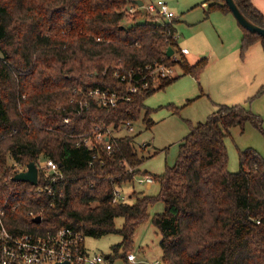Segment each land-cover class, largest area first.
<instances>
[{"label": "trees", "instance_id": "trees-1", "mask_svg": "<svg viewBox=\"0 0 264 264\" xmlns=\"http://www.w3.org/2000/svg\"><path fill=\"white\" fill-rule=\"evenodd\" d=\"M234 2L250 22L264 28V15L252 0ZM204 4L206 17L231 14L225 0ZM133 6L129 0H0V213L8 231L46 236L69 228L85 239L120 235L109 264L118 258L130 264L137 229L150 207L162 202L165 211L152 223L162 238L163 264H264V158L249 148L240 154V170H228L231 130L244 132L248 122L261 128L260 117L250 110L217 105L204 123H190L174 166L153 175L158 195L143 193L133 204L113 198L148 174L140 169L145 158L138 135L118 136L93 149L83 146V139L93 141L96 129L119 134L123 124L138 123L144 113L142 120L151 128L147 99L178 77L150 81L130 102L119 101L113 108L89 100V108L80 112L88 90L124 96L127 85L121 78L132 70L140 79L147 66L163 63L199 79L207 66L206 58L194 64L168 58V49L178 48L173 23L161 26L142 13L131 18L127 14ZM242 29V55L256 44L264 50L263 37ZM262 96L264 86L253 98ZM95 154L100 159H93ZM42 159L57 163L64 175L51 184L52 195L41 171L37 186L13 180L21 173L18 167ZM118 218L124 220L122 228ZM1 250L0 243V260Z\"/></svg>", "mask_w": 264, "mask_h": 264}, {"label": "rangeland", "instance_id": "rangeland-1", "mask_svg": "<svg viewBox=\"0 0 264 264\" xmlns=\"http://www.w3.org/2000/svg\"><path fill=\"white\" fill-rule=\"evenodd\" d=\"M141 1L144 4L163 1L175 15L171 23L176 29L178 48H186L190 52L189 56H181L178 60L186 59L192 64L206 56L208 60L199 79L183 75L181 68L175 67V77L178 79L165 90L158 91L147 99L149 119L154 125L146 128L142 120L144 113L141 121L135 123V133L132 134L138 135L137 147L140 155L145 158L141 171L161 175L167 167L174 166L179 151L178 145L189 134L190 123H204L208 116L217 110V105L243 106L261 120V128L248 122L244 132L239 127L231 130L226 139L229 172L237 173L240 170V154L246 149L252 148L264 158V96L253 98L264 86L262 46L256 44L242 55L243 29L230 13L212 12L206 17L207 6L204 3L207 0ZM233 29H238V34H234ZM189 101L191 103H188ZM124 135L131 134L126 131L118 134ZM119 193L126 198L125 202L133 204L137 196L140 197L143 193L157 196L159 185L156 182L151 186L139 185L135 179L133 183L123 186ZM132 193L136 196H131ZM164 211L162 202L155 203L149 209L147 221L137 229L132 249L137 264L161 262L162 238L152 219ZM116 225L122 228L124 220L116 219ZM121 242L122 236L114 234L101 239L89 237L85 239L84 244L91 257L96 255L107 259L112 254V247ZM104 264H109V261ZM113 264L126 263L122 258H118Z\"/></svg>", "mask_w": 264, "mask_h": 264}, {"label": "built area", "instance_id": "built-area-1", "mask_svg": "<svg viewBox=\"0 0 264 264\" xmlns=\"http://www.w3.org/2000/svg\"><path fill=\"white\" fill-rule=\"evenodd\" d=\"M142 13L152 16L154 20L161 26L171 23L175 19V15L169 11L167 3L159 1L157 4H144L142 7L133 6L129 8L128 14L134 17L135 14ZM167 19L168 21H164ZM190 54L188 49H174V55L170 58L173 62H178V58L187 57ZM181 60V59H179ZM178 66H170L166 64H156L155 66H147L145 69L146 75L138 79L135 77V72L132 70L127 75H121L119 72L116 75L122 76L121 81L127 85V94L124 96L111 90L92 89L88 90L82 100L79 102V111L82 112L90 106L89 100L104 108L116 107L119 101L130 102L133 96L139 93L140 88L147 89L150 86V81L154 83L161 79L173 78L176 76ZM142 71L139 70V74ZM126 74V73H125ZM74 102H77L76 100ZM65 124L70 123V119L64 120ZM134 123L126 122L122 128L131 135L135 133ZM118 131L108 129L105 132L95 131L93 141L91 138L83 139V146L91 149L96 148L99 144L108 142L109 139L118 137ZM141 148V147H140ZM106 152L110 154L112 146L110 143L105 145ZM93 159H100L99 154H95ZM38 171L45 173L49 179V185L45 187L50 195L53 193L52 185L64 178L60 171V166L50 159L39 160L36 164ZM19 172L27 171V168L18 167ZM136 182L139 185L151 186L155 183V178L151 174H144L136 177ZM39 183V178H38ZM39 191H43L42 188ZM119 191L115 194L113 202H125ZM15 209V208H14ZM0 243L2 245V257L0 264H104L109 259H104L102 256L94 255L91 257L85 248V238L79 233H75L72 229L61 228L55 233H48L46 236H38L32 234L14 235L10 233L5 225L2 213H0ZM129 262L136 264V257L133 254L128 255ZM150 264H163L162 262H152Z\"/></svg>", "mask_w": 264, "mask_h": 264}, {"label": "water", "instance_id": "water-1", "mask_svg": "<svg viewBox=\"0 0 264 264\" xmlns=\"http://www.w3.org/2000/svg\"><path fill=\"white\" fill-rule=\"evenodd\" d=\"M226 4L229 7V10L239 24L240 27L244 28L245 30L249 31L252 34H257L264 38V28H261L254 23L250 22L239 10L234 0H225ZM132 3L138 7H142L144 3L141 0H134ZM174 55V50L169 48L167 51V57L171 58ZM203 57L202 59H205ZM38 178H39V171L35 163H31L27 166V171L17 174L13 180L16 182H27L31 183L34 186L38 185ZM38 222L41 221V217L38 216L35 218ZM58 264H70V263H58ZM145 264V263H142Z\"/></svg>", "mask_w": 264, "mask_h": 264}, {"label": "crops", "instance_id": "crops-1", "mask_svg": "<svg viewBox=\"0 0 264 264\" xmlns=\"http://www.w3.org/2000/svg\"><path fill=\"white\" fill-rule=\"evenodd\" d=\"M206 1V0H205ZM204 1V2H205ZM203 3V2H202ZM252 3H253V5L264 15V0H252ZM231 26H232V23H231V21H230V23H229ZM234 31H233V33L234 34H238V29H233ZM242 36H243V33H242ZM190 55V54H189ZM188 55V56H189ZM207 57V56H206ZM188 59V58H187ZM202 59V58H201ZM195 60H197V58L196 59H194V61ZM199 61V60H198ZM197 61V62H198ZM190 62V61H189ZM191 63V62H190ZM86 248V247H85ZM87 250V249H86ZM152 262H156V261H152ZM130 264H133V263H130Z\"/></svg>", "mask_w": 264, "mask_h": 264}, {"label": "bare ground", "instance_id": "bare-ground-1", "mask_svg": "<svg viewBox=\"0 0 264 264\" xmlns=\"http://www.w3.org/2000/svg\"><path fill=\"white\" fill-rule=\"evenodd\" d=\"M134 255V254H133ZM136 257V256H135ZM131 263V262H130ZM136 264H137V258H136Z\"/></svg>", "mask_w": 264, "mask_h": 264}]
</instances>
